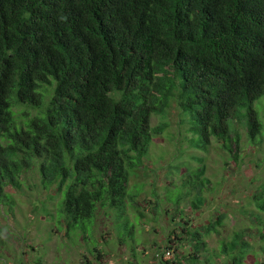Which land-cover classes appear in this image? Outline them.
<instances>
[{
  "label": "trees",
  "instance_id": "1",
  "mask_svg": "<svg viewBox=\"0 0 264 264\" xmlns=\"http://www.w3.org/2000/svg\"><path fill=\"white\" fill-rule=\"evenodd\" d=\"M262 98L264 0H0V202L11 205L5 190L38 167L44 187L63 193L68 234L127 197L139 211L129 180L168 127L153 128L154 115L175 102L190 114L194 148L215 139L234 153L235 121H246L252 141L262 132ZM209 182L198 184L196 209ZM255 199L264 216V189ZM225 217L204 233L174 230L163 264L200 259L195 251L178 261L177 241L206 247Z\"/></svg>",
  "mask_w": 264,
  "mask_h": 264
},
{
  "label": "rangeland",
  "instance_id": "2",
  "mask_svg": "<svg viewBox=\"0 0 264 264\" xmlns=\"http://www.w3.org/2000/svg\"><path fill=\"white\" fill-rule=\"evenodd\" d=\"M255 109L263 128L255 141L246 121H235L231 138L238 135L240 142L233 144L234 153L215 139L203 151L192 145L190 114L185 113L187 124L188 118L172 102L166 114L152 117L153 128L167 124V130L154 137L142 166L129 180V197H135L140 210L127 197L120 208H99L94 221L79 222L70 235L58 212L63 193L57 185L44 187L38 167L25 172L21 189L5 190L11 205L0 202V264H155L169 239L176 242L174 230L182 236L187 224L204 233L220 214L226 216L223 227L204 235L206 247L196 250L191 240L177 241L178 261L198 251L200 259L188 264H264L258 220L264 216L255 206L264 189V98ZM204 166L205 175L198 178ZM204 179L210 181L212 193L199 204L205 206L196 209L198 184ZM239 236L244 237L239 248L226 253L224 247Z\"/></svg>",
  "mask_w": 264,
  "mask_h": 264
},
{
  "label": "built area",
  "instance_id": "3",
  "mask_svg": "<svg viewBox=\"0 0 264 264\" xmlns=\"http://www.w3.org/2000/svg\"><path fill=\"white\" fill-rule=\"evenodd\" d=\"M173 257V253L171 251H165L162 256H157L156 264H163V259L168 260Z\"/></svg>",
  "mask_w": 264,
  "mask_h": 264
}]
</instances>
